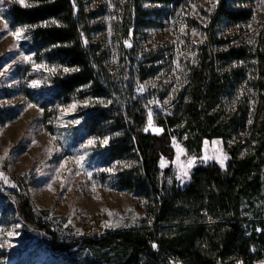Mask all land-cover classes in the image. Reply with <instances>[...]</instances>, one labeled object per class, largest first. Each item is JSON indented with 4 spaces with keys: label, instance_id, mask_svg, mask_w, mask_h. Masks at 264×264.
Listing matches in <instances>:
<instances>
[{
    "label": "trees",
    "instance_id": "16d2710c",
    "mask_svg": "<svg viewBox=\"0 0 264 264\" xmlns=\"http://www.w3.org/2000/svg\"><path fill=\"white\" fill-rule=\"evenodd\" d=\"M27 1L34 6H11L9 26L58 22L27 31L35 59L78 69L54 80V97L61 104H69L75 96L107 99L90 107L83 128L94 138L108 139L109 157L125 163L119 169L117 188L145 202L151 223L56 244L58 234L44 212L32 209L26 191L24 195L15 193L22 222L48 235L52 250L59 254L78 246L106 249L110 264H253L263 259L264 24L249 44L229 43L217 36L222 25L231 27L251 18L250 11L241 8L250 0H217L204 28L197 61L188 67L184 85L172 93L168 106H164L162 94L149 92L160 99L164 109L152 118L159 134L144 131L148 119L141 102L132 97L134 87L124 86L120 95L115 88L107 92L112 84L102 85L101 58L92 44L98 12L85 0ZM175 1L129 0L132 11L127 29H131L134 48L137 37L157 26L163 8ZM144 4L159 8L147 9ZM129 53L130 63L137 65L132 74L138 81L155 75L146 54L134 62L140 52ZM242 86L248 92L239 94L236 91ZM82 88L85 91L79 92ZM27 97L44 108L33 95ZM9 118V112L0 111V125ZM174 137L194 156L200 155L203 141L219 139L229 161L223 169L214 163L195 167L189 183L179 188L170 169H159L161 158L171 160L174 156Z\"/></svg>",
    "mask_w": 264,
    "mask_h": 264
},
{
    "label": "rangeland",
    "instance_id": "374dc122",
    "mask_svg": "<svg viewBox=\"0 0 264 264\" xmlns=\"http://www.w3.org/2000/svg\"><path fill=\"white\" fill-rule=\"evenodd\" d=\"M85 1L91 10L98 12L93 21L98 30L92 35V44L101 58L102 85L112 84V90L107 92H114L115 88L123 95L124 86L140 84L145 91L162 94L163 104L168 106L172 93L184 85L188 67L197 61L204 28L217 0H176L164 7L158 25L144 30V35L137 37L135 48L131 29H127L132 11L129 0ZM13 4L20 6L10 0L0 2V111L10 113V118L0 125V173L10 182L0 179V264H110L106 249L78 246L69 253L55 252L51 238L25 225L17 213L15 193L24 195L26 191L25 197L32 209L36 213L44 212L58 234L56 244L99 238L138 229L143 222L151 223L145 202L117 188L119 169L125 163L109 157L108 139L94 138L83 128L91 114L90 107L101 105L107 99L75 96L64 105L54 97V80L69 72L63 71L64 66L45 59L36 61L27 31L18 38L12 35L22 28L9 26V10ZM144 7L159 8L148 4ZM241 8L250 11L251 18L231 27L222 25L217 31L218 37L228 39L229 43L230 40L236 44L253 42L264 24V6L260 0H250ZM125 41L130 46H126ZM131 50L140 52L133 57L134 62H140L142 54L147 55L148 64L155 68L152 78L140 82L132 74L137 72V65L130 63ZM24 57H30V61H25ZM34 65L42 67L37 70ZM52 68L56 71H49ZM84 91L82 88L79 92ZM236 92L241 94L248 89L242 86ZM28 94L44 104V108L30 102ZM227 102L230 106V98ZM152 131L160 133L155 128ZM105 139L106 144L102 142ZM89 140L94 143L85 147ZM173 141L184 150L178 163ZM171 147L173 158H163V168L161 158L159 169H170L179 188L189 183L195 167L214 163L223 169L229 161L219 139L203 141L199 156L188 154L175 137ZM189 157L201 159L187 170V177L177 179L181 173L179 164ZM203 157L211 159L203 160ZM13 184L15 187L11 186ZM253 264H264V258Z\"/></svg>",
    "mask_w": 264,
    "mask_h": 264
},
{
    "label": "snow or ice",
    "instance_id": "6c2138e0",
    "mask_svg": "<svg viewBox=\"0 0 264 264\" xmlns=\"http://www.w3.org/2000/svg\"><path fill=\"white\" fill-rule=\"evenodd\" d=\"M0 2H2V0H0ZM10 2H12V3H18V4H20V6H22V7H32V6H34L33 4L26 3V0H10ZM260 3H261L262 6H264V0H260ZM110 6H111V5H110ZM213 7H215V5H213ZM253 19H255V18H253ZM54 24H57V25H58V22H57L56 20H50V21H45V22H43V23L40 24V25H33V26H28V27H22V28H20V29H17L15 32H13L12 35H13L14 37H17V38H18V37L22 36V34H23L25 31H30V30H31L32 28H34V27H48V26H51V25H54ZM125 44H126V46H130V45H128V42H127V41H125ZM59 46H60V45H53V47H59ZM24 60H25V61H30V57H24ZM34 67H36L37 70H39V68L42 67V65H34ZM49 71L54 72V71H56V69H55V68H52V69H49ZM63 71L67 73V72H70V71H78V69L64 68ZM32 86H33V87L36 86V85H35V82H33V85H32ZM138 91L143 92V91H144V88H143V87H139V88H138ZM173 91H175V89H173ZM109 103H111V101H109ZM150 103H156V101H150ZM164 103L167 104V103H168V100H165ZM71 107H72V108H75V105H72ZM151 117H152V113L149 112V114H148V127H145V128H144V131H146V132L149 130V128L152 127V119H151ZM249 123H251V120H249ZM155 131L159 132L160 129H155ZM102 142L106 144V143H107V139H105V140L102 141ZM93 143H94L93 140H89V141H88V144L85 145V147L90 146V145H92ZM213 143H216V142H213ZM173 145H174V147H176V149H177V163H178V162H179V157H180L181 155H184V150H183L182 148H180L178 145H176V144H175V141H173ZM198 159H201V158H197V157H189V158L186 160L185 163H183V164H179V168L181 169V173H180L179 176H177V179H182L183 177H187V176H188V171H187V170L190 169V168H191V167L197 162ZM202 159H203V160H207V159H211V157H203ZM224 159H227V157L225 156ZM219 163H220V166H221V167L224 166V164H223V160L219 161ZM160 166H161L162 168L165 166V162H164L163 158L161 159V164H160ZM60 167L63 168L64 165L62 164ZM103 171H109V172H110V171H112V169H103ZM0 179H3L6 183H10V182L8 181V178L5 177V176H3L2 173H0ZM11 186H12V187H15L14 184L11 185ZM49 187H50V186H49ZM62 187H63V185H62ZM109 215H112V213H109ZM134 219H135V218H134ZM105 226L107 227V226H109V225L106 224ZM258 231H259V229H258ZM152 247H153V248H156L157 246H156V244H153Z\"/></svg>",
    "mask_w": 264,
    "mask_h": 264
},
{
    "label": "built area",
    "instance_id": "2783aa9c",
    "mask_svg": "<svg viewBox=\"0 0 264 264\" xmlns=\"http://www.w3.org/2000/svg\"><path fill=\"white\" fill-rule=\"evenodd\" d=\"M142 87L140 84L136 85L132 91V97L134 100L141 102L143 111L148 119L149 112L152 113L151 119L164 112L163 105L160 99L157 96L151 95L148 91L140 92L138 88ZM150 101H156V103H150ZM148 127V126H147ZM154 124L152 123V127L149 130H153Z\"/></svg>",
    "mask_w": 264,
    "mask_h": 264
},
{
    "label": "bare ground",
    "instance_id": "6f19581e",
    "mask_svg": "<svg viewBox=\"0 0 264 264\" xmlns=\"http://www.w3.org/2000/svg\"><path fill=\"white\" fill-rule=\"evenodd\" d=\"M138 82V81H137ZM134 87V86H133ZM154 125H155V123H154Z\"/></svg>",
    "mask_w": 264,
    "mask_h": 264
}]
</instances>
